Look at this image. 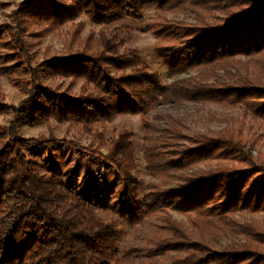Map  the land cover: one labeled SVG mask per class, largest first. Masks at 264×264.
<instances>
[{
  "label": "trees",
  "instance_id": "trees-1",
  "mask_svg": "<svg viewBox=\"0 0 264 264\" xmlns=\"http://www.w3.org/2000/svg\"><path fill=\"white\" fill-rule=\"evenodd\" d=\"M92 1L99 25L142 21L148 5L190 14L193 21L162 18L152 27L167 64L198 73L169 83L146 65L116 73L109 58L84 45L34 63L21 18L25 6L14 10L12 20L0 24V75L26 97L18 105L0 103V113L14 115L8 127L0 126V264H264V222L237 217L264 212V165L251 160L228 128L189 134L180 118L149 116L157 102L193 101L241 107L264 120V0ZM48 76L85 83L73 95L45 83ZM123 113L141 114L146 168L158 180L149 182L143 200L132 132L111 138L106 153L74 139L18 132L21 120L53 119L94 135V125ZM95 138L104 139L102 133ZM59 146L113 168L127 198L125 223L161 211L163 231L121 252V230L100 216L101 202L62 181L65 172L52 154ZM171 208L185 213L188 228ZM225 237L240 239L214 246Z\"/></svg>",
  "mask_w": 264,
  "mask_h": 264
},
{
  "label": "rangeland",
  "instance_id": "rangeland-1",
  "mask_svg": "<svg viewBox=\"0 0 264 264\" xmlns=\"http://www.w3.org/2000/svg\"><path fill=\"white\" fill-rule=\"evenodd\" d=\"M21 6H25L21 18L34 63L64 56L69 48L76 50L79 45H84L109 58L112 71L116 73L129 74L135 67L146 65L160 74L162 83L198 73L197 70L179 73L172 69L158 51L159 36L152 27L155 21L162 18L193 21L190 14L161 12L148 5L142 21L126 18L109 25H99L95 23L96 12L92 0H0V24L12 20L10 14ZM43 81L73 95H79L85 83L80 79L71 85V78L55 76L43 78ZM25 97L26 94L0 75L1 104L18 105ZM164 114L182 119L189 134H215L222 128H228L245 145L251 160L264 165V120L250 114L245 115L243 108L203 105L193 101L182 105L157 102L149 111L150 118ZM13 118L11 110L0 113V126L8 127ZM161 121L165 122L164 119ZM123 130L133 133L136 175L140 181L138 194L140 200H143L149 182L158 180L146 168L143 147L146 131L141 114L123 113L114 116L109 122L98 123L93 127L94 135L83 132L82 127L77 124L53 119L37 125L21 120L18 126V132L23 137L54 135L74 139L83 146L93 145L104 153L107 152L109 140ZM100 133L103 134V140L95 138ZM52 154L65 172L62 181L86 199L91 198L95 203L100 201V216L105 220L112 219L119 225L121 252L130 246L145 244L150 236L163 231L160 226L163 224L164 214L161 211L152 215L143 214L141 221L133 225L123 221L122 213L127 208V198L123 187L114 181L112 167L101 166L93 157L60 146L54 148ZM170 211L188 228L187 217L182 210L171 208ZM237 217L240 221L264 222V212L245 213ZM235 239L240 238L225 237L214 246L223 249Z\"/></svg>",
  "mask_w": 264,
  "mask_h": 264
}]
</instances>
